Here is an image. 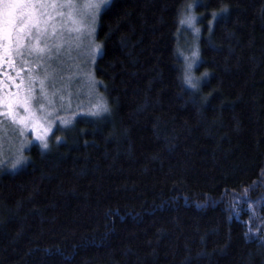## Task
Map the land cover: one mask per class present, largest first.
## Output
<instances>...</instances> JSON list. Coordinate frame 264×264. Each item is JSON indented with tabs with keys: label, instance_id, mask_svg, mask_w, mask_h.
<instances>
[{
	"label": "trees",
	"instance_id": "1",
	"mask_svg": "<svg viewBox=\"0 0 264 264\" xmlns=\"http://www.w3.org/2000/svg\"><path fill=\"white\" fill-rule=\"evenodd\" d=\"M187 1L100 13L110 110L0 172V264H264L245 236L264 238L247 210L264 218V0H195L202 24L214 16L195 89L177 52Z\"/></svg>",
	"mask_w": 264,
	"mask_h": 264
},
{
	"label": "rangeland",
	"instance_id": "2",
	"mask_svg": "<svg viewBox=\"0 0 264 264\" xmlns=\"http://www.w3.org/2000/svg\"><path fill=\"white\" fill-rule=\"evenodd\" d=\"M97 3L99 0H70L68 6L65 0H58L55 8L50 3L29 5L43 22L39 31L34 28L19 39L13 34L12 58L22 75V88L9 108L0 97V172L23 168L26 164L16 168L13 164L21 155L27 163L32 146L47 151L66 141L77 119L100 118L109 112L105 88L94 76L100 46L95 31L100 13L109 4L97 9ZM196 4L189 0L183 5L177 34L181 77L187 87L186 76L198 87L208 78V72L199 69L200 43L203 30L212 28L214 16L202 24ZM39 138L48 143L47 150L42 149ZM247 210L255 229H264V218L256 215V207L249 203Z\"/></svg>",
	"mask_w": 264,
	"mask_h": 264
},
{
	"label": "snow or ice",
	"instance_id": "3",
	"mask_svg": "<svg viewBox=\"0 0 264 264\" xmlns=\"http://www.w3.org/2000/svg\"><path fill=\"white\" fill-rule=\"evenodd\" d=\"M110 2L111 0H99V3L95 4L94 7L99 9L101 5L106 6L110 4ZM49 3L55 8L58 0H0V67H2L5 58L10 57L12 54L11 42L14 33L17 39H19L21 35L30 33L34 28L37 31L40 30V25L43 21L40 19L39 14L35 12L34 8H29V5H47ZM65 3L68 4V6H71L70 0H65ZM191 6L192 5H189V7ZM224 11H226V9H224ZM214 15L216 14L214 13ZM51 18L52 17L50 16L49 19ZM95 22L96 16H93V23ZM184 22V20L181 21V23ZM5 40L8 41L7 47H5V44L3 43ZM100 51H102L101 46L97 45V54H99ZM0 75H2V73H0ZM185 83L193 89L198 87V85L192 82L191 78L188 76L185 77ZM103 111L107 112L108 108L105 106ZM39 139L42 140V149L47 150L49 148L48 143L43 141V138ZM25 164L26 158L21 155L13 164V168H16L18 165L23 166ZM262 207H264V205H262ZM250 210H252V206H250ZM245 236L248 240L257 239L261 245H264V238H261L258 232L253 233L249 230Z\"/></svg>",
	"mask_w": 264,
	"mask_h": 264
},
{
	"label": "flooded vegetation",
	"instance_id": "4",
	"mask_svg": "<svg viewBox=\"0 0 264 264\" xmlns=\"http://www.w3.org/2000/svg\"><path fill=\"white\" fill-rule=\"evenodd\" d=\"M3 43L7 47L8 41L5 40ZM16 68L12 54L5 58L2 67H0V73H2L0 75V97L5 98L3 103L8 108L15 104L16 95L22 88V75Z\"/></svg>",
	"mask_w": 264,
	"mask_h": 264
}]
</instances>
